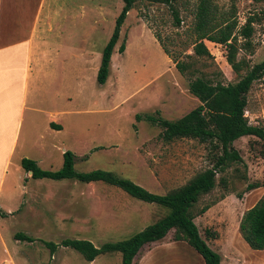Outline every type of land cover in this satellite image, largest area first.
<instances>
[{"label":"rangeland","instance_id":"1","mask_svg":"<svg viewBox=\"0 0 264 264\" xmlns=\"http://www.w3.org/2000/svg\"><path fill=\"white\" fill-rule=\"evenodd\" d=\"M197 1L174 2L181 19L178 27L173 24L169 5L137 1L121 26L109 75L102 85L96 81L97 69L122 0L46 1L50 21L57 22L51 26L54 31L47 33L49 45L53 44L48 53L49 74L43 80L41 76L27 100L15 150L9 153L12 138L5 140L7 145L0 141V209L4 212L0 216V264H121L118 252L88 262L70 247L59 245L50 252L45 241L81 238L100 246L126 239L168 212L103 181L33 179L22 168V158L56 170L62 164V153L71 150L76 170H109L158 194L211 166L218 150L210 144L189 138L165 142L159 125L135 118L148 113L174 120L199 104L188 90V78L177 71L154 36L159 34L162 44L177 58L192 53ZM212 2L216 14L235 19L237 27L253 18L251 48H239L237 59L248 65L263 60L264 3ZM238 41L244 39L238 36ZM122 42L125 50L119 53ZM204 42L211 57L197 60V73L204 72L224 84L235 82L239 75L227 62L224 45ZM247 100L249 123L264 125V77L252 84ZM51 121L61 128H50ZM232 145L243 161L232 163L224 173L229 191L218 184L203 195L195 204L194 222L208 245L221 255L220 264H264V252L250 250L238 229L243 212L264 195V156L260 154L264 146L253 136H242ZM244 174L246 179L238 178ZM255 182L260 186L246 190L248 183ZM206 203L212 205L199 213ZM206 230L216 236H206ZM17 232L34 241L15 239ZM173 235L171 229L161 240L144 245L134 264H204L192 247L174 240ZM5 259L9 263H3Z\"/></svg>","mask_w":264,"mask_h":264},{"label":"trees","instance_id":"2","mask_svg":"<svg viewBox=\"0 0 264 264\" xmlns=\"http://www.w3.org/2000/svg\"><path fill=\"white\" fill-rule=\"evenodd\" d=\"M137 1L140 0H122L123 5L115 17L112 33L103 47L97 69L96 81L100 85L106 82L109 75L111 56L119 39L121 26L128 11ZM144 1L169 5L173 24L177 27L180 25L178 10L174 7L176 0ZM256 1L264 3V0ZM217 12V7L212 0L197 1L191 28L194 35L190 43L192 53L184 54L183 59L173 56L162 44L159 34H154L163 51L175 63L177 71L188 78V90L197 98L199 104L174 120L148 113L135 116L136 120L145 119L152 124L159 125L162 129L160 137L165 142L189 138L210 144L212 148L218 150L211 166L198 171L184 184L166 193L158 194L109 170H76L74 168L75 155L71 150H65L62 153V164L56 170L43 169L36 160L22 158L20 161L22 168L25 172H30V177L33 179H72L81 183L103 181L122 189L138 200L168 209L166 214L126 239L107 241L100 246H95L90 240L81 238H63L59 243L45 241L50 252H54L59 245L70 247L78 251L88 262L101 254L118 252L121 256V264H134L135 257L144 245L161 240L171 229H174L173 239L185 241L201 256L204 264H220L221 256L201 236L194 222L193 210L199 199L210 193L218 184L225 191H229L228 179L224 173L232 163L243 161L238 151L234 149L233 141L242 136H253L255 142H260L264 146V125L251 124L245 116L248 105L247 93L255 81L264 77V59L252 65L246 64L243 59H237L239 48L246 50L251 48L253 18L249 17L242 26L237 27L235 19L223 15L218 16ZM237 28H239L238 34H236ZM238 36H241L244 42L239 43ZM204 40L224 45L226 60L239 75L235 82L224 84L209 78L204 72L197 73V60L211 57ZM124 50L125 45L122 42L118 47V52L122 53ZM242 68L243 73L240 72ZM50 126L54 129L61 128L54 122H50ZM260 154L264 156V149ZM238 178L246 179V175L238 176ZM258 186L260 185L257 182L248 183L245 188L251 190ZM211 205V203L204 204L199 213L205 212ZM238 229L242 239L251 249L262 250L264 248V195L243 212ZM205 234L208 237L216 236V233L209 230H206ZM14 238L34 241L30 235L20 232L15 233Z\"/></svg>","mask_w":264,"mask_h":264},{"label":"crops","instance_id":"3","mask_svg":"<svg viewBox=\"0 0 264 264\" xmlns=\"http://www.w3.org/2000/svg\"><path fill=\"white\" fill-rule=\"evenodd\" d=\"M46 1L0 0V141L7 145L5 140L13 139L9 153L15 150V136L25 119L27 100L32 98L41 76L43 80V76L46 79L49 74L48 53L53 44L49 45L47 33H52L55 26L51 27L50 7ZM53 22V25L57 24ZM1 215L4 212L0 209ZM253 251L258 254L264 252V248ZM3 263H9V260L5 259Z\"/></svg>","mask_w":264,"mask_h":264},{"label":"water","instance_id":"4","mask_svg":"<svg viewBox=\"0 0 264 264\" xmlns=\"http://www.w3.org/2000/svg\"><path fill=\"white\" fill-rule=\"evenodd\" d=\"M30 173V172H29Z\"/></svg>","mask_w":264,"mask_h":264}]
</instances>
